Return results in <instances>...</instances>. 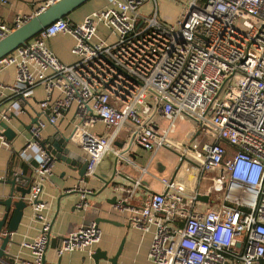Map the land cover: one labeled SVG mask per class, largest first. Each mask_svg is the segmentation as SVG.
I'll list each match as a JSON object with an SVG mask.
<instances>
[{
    "label": "built area",
    "instance_id": "2783aa9c",
    "mask_svg": "<svg viewBox=\"0 0 264 264\" xmlns=\"http://www.w3.org/2000/svg\"><path fill=\"white\" fill-rule=\"evenodd\" d=\"M37 1L38 12L59 0ZM25 19L16 17L13 28ZM13 28L0 21V38ZM58 33L73 38L69 64L46 43ZM9 67L15 78L0 82V95L10 91L0 96L1 105L8 100L0 121L18 116L37 86L45 93L38 101L45 119L30 125L20 153L40 144L45 122L56 124L72 106L71 139L79 140L87 176L126 125L132 141L153 153L173 150L170 141L180 146L174 150L185 158L170 176H153L162 189L142 202L133 200L140 179L130 188L113 185L129 225L152 232V264H264V0H187L174 23L158 18L157 0H108L80 21L65 17L42 29L0 58V72ZM180 119L188 126L174 142ZM97 120L106 133L89 130ZM9 146L0 128V147ZM45 150L29 195L39 200L32 211L40 230L20 244L31 258L8 264H42L51 240L48 204L39 198L53 164ZM100 238L93 221L61 236L56 252L91 255Z\"/></svg>",
    "mask_w": 264,
    "mask_h": 264
},
{
    "label": "crops",
    "instance_id": "0c3cea01",
    "mask_svg": "<svg viewBox=\"0 0 264 264\" xmlns=\"http://www.w3.org/2000/svg\"><path fill=\"white\" fill-rule=\"evenodd\" d=\"M107 2L108 0H89L87 4L74 10L67 18L80 21L91 11L105 6ZM37 6V0H5V2L0 0V21L13 28L16 17H30L37 12ZM99 31L101 34L105 33L102 28H99ZM46 43L64 63L69 64L74 61L70 53L73 45V38L70 34L58 33L49 38ZM14 78L15 69L13 67L0 72V82L3 84L11 85ZM2 92L5 96L10 94L9 90H2ZM44 97L43 87L37 86L34 89V96L25 100L22 112L4 121L14 131V136L10 139L6 138L10 144L9 147H0V200L5 199L9 192L10 185L5 180L14 174L32 176L33 182L35 181V167L41 159V150L48 147L49 152H55L58 156L41 182L39 198L48 204L45 214L51 222V238L61 237L85 224L96 222L95 220L100 218V221L96 223L101 230V238L93 246L94 252L96 249H101L106 251L108 256H113L120 247L117 264H152L147 258L152 232H143L129 225V212L126 209L116 208L110 200L117 195L115 185H109L100 193L98 191L103 187V181L111 175L114 161L117 159L116 171L121 175L116 176L115 181L119 185L130 188L133 181L140 179L141 184L134 191L133 200L142 202L149 192L162 189L153 176H170L177 165L178 156L167 147H161L153 153L151 148L137 145L132 141L131 127L126 125L117 132L111 149L97 164L95 174L93 176H87L85 173L79 175L85 155L79 145V140L71 139L74 124L77 121L73 106L64 111L56 124L51 125L45 122L40 132V144L37 143L28 148L26 152L20 153V149L31 138L30 125L37 118L45 119L38 107V101ZM6 103L8 100L0 105L3 106ZM158 121H160L159 118ZM89 130L104 134L107 128L100 120H97L89 127ZM66 139H69L66 143L69 152L66 155L56 152L55 149ZM170 142L180 148L177 143ZM125 161L128 163L127 166L123 164ZM142 167H147L148 173L140 174ZM72 190L75 191L72 192ZM82 196L86 198V204L84 207H79ZM4 212L5 207L0 204V217ZM40 226V222L33 218L32 207L25 208L17 230L11 234L12 242L8 243L5 248L7 255L0 260V264L30 259V251L22 248L20 244L24 240L36 237ZM57 245H59L57 239L52 242L50 240L44 252L45 264H94L93 254L90 255L88 251L58 254ZM99 264L109 263L101 259Z\"/></svg>",
    "mask_w": 264,
    "mask_h": 264
},
{
    "label": "water",
    "instance_id": "95a60500",
    "mask_svg": "<svg viewBox=\"0 0 264 264\" xmlns=\"http://www.w3.org/2000/svg\"><path fill=\"white\" fill-rule=\"evenodd\" d=\"M87 1L89 0H59L56 3L47 6L45 9L31 15L20 25L13 28L0 38V58L12 52L17 47L25 45L28 40L37 35L42 29L59 19L67 17ZM0 127L3 129L2 132L6 138L10 139L14 136V131L7 125L6 122L0 121ZM68 140L69 139H66L61 142L55 151L66 155L69 152V150L66 148V143ZM45 148L50 156L49 164L54 163L58 154L51 151L49 152L48 147ZM172 152H174L176 156L180 157L181 160L185 158L184 154L182 153L180 154L175 150H172ZM116 162L117 159L114 161L111 175L107 178V180L103 181L104 185L101 190L98 191V193L102 192L109 185L118 184L114 178L121 174L116 171ZM82 164V170L79 175L85 173L87 166L86 159L82 160ZM123 164L126 166L128 165L126 161ZM33 180L34 179L32 176L27 177L19 174H14L11 178L5 180V182L10 185V188L7 197L3 200H0V204L5 207V212L0 217V260L7 255L5 248L8 243L12 242L10 238L11 234L17 230L23 216L24 209L28 206L32 207V204L39 201H31L29 199ZM74 191L75 190H72V192ZM110 200L113 204L117 203L116 197H112ZM81 201L84 203L86 198H83ZM95 221L98 223L100 218L96 219ZM54 239L58 240V244L61 241V237H56ZM54 239L51 238V242ZM119 252L120 247L113 256H108L106 251L96 249L92 255L94 264H99L101 259L107 261L109 264H117V256ZM42 264H45L44 255L42 258Z\"/></svg>",
    "mask_w": 264,
    "mask_h": 264
},
{
    "label": "rangeland",
    "instance_id": "374dc122",
    "mask_svg": "<svg viewBox=\"0 0 264 264\" xmlns=\"http://www.w3.org/2000/svg\"><path fill=\"white\" fill-rule=\"evenodd\" d=\"M186 1L187 0H157L158 18L161 19V20H166L168 22L174 23L176 21L177 17L179 16L181 10L183 9ZM87 2H85L84 4H87ZM82 6H80L76 10L80 9ZM146 101H150V97H148ZM148 110L149 109H148V106H147V103H146L145 107L143 108V113L147 114L146 112ZM187 126H188V124H187V122H185L184 119H180V120L177 121L176 130L173 132V135L171 136L172 140L174 142L175 141L178 142L179 140L184 138L183 132L187 128ZM171 148H173V150L174 149L177 150L176 147H174V146L171 147Z\"/></svg>",
    "mask_w": 264,
    "mask_h": 264
}]
</instances>
